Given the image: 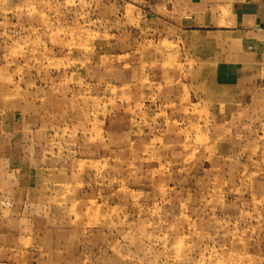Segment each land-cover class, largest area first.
<instances>
[{
  "label": "rangeland",
  "instance_id": "1",
  "mask_svg": "<svg viewBox=\"0 0 264 264\" xmlns=\"http://www.w3.org/2000/svg\"><path fill=\"white\" fill-rule=\"evenodd\" d=\"M135 2L0 0V264H264V116L159 97Z\"/></svg>",
  "mask_w": 264,
  "mask_h": 264
},
{
  "label": "crops",
  "instance_id": "2",
  "mask_svg": "<svg viewBox=\"0 0 264 264\" xmlns=\"http://www.w3.org/2000/svg\"><path fill=\"white\" fill-rule=\"evenodd\" d=\"M135 1L138 42L128 48V59L138 69L160 70V75L153 71V83L180 84L159 97L171 103L181 98L179 111L185 117L190 91L201 102H233L235 116H264V0ZM166 69L178 73L173 77ZM122 85L131 94L127 100H140L146 91L132 79ZM176 91H181L179 97ZM10 105L17 108L18 103ZM129 107L134 111L131 103ZM74 114L73 120L82 112Z\"/></svg>",
  "mask_w": 264,
  "mask_h": 264
}]
</instances>
